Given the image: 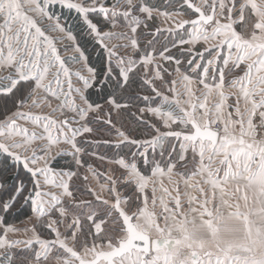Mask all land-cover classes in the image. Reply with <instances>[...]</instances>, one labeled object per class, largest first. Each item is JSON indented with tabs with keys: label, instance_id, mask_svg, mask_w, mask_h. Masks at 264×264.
Segmentation results:
<instances>
[{
	"label": "snow or ice",
	"instance_id": "snow-or-ice-1",
	"mask_svg": "<svg viewBox=\"0 0 264 264\" xmlns=\"http://www.w3.org/2000/svg\"><path fill=\"white\" fill-rule=\"evenodd\" d=\"M0 264H264V0H0Z\"/></svg>",
	"mask_w": 264,
	"mask_h": 264
},
{
	"label": "rangeland",
	"instance_id": "rangeland-1",
	"mask_svg": "<svg viewBox=\"0 0 264 264\" xmlns=\"http://www.w3.org/2000/svg\"><path fill=\"white\" fill-rule=\"evenodd\" d=\"M93 183H95V182H93Z\"/></svg>",
	"mask_w": 264,
	"mask_h": 264
}]
</instances>
